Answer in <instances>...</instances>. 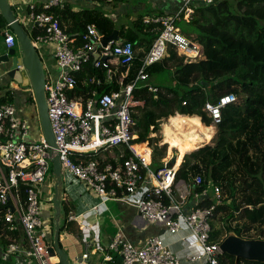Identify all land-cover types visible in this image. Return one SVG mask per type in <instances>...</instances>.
<instances>
[{"label": "built area", "instance_id": "built-area-1", "mask_svg": "<svg viewBox=\"0 0 264 264\" xmlns=\"http://www.w3.org/2000/svg\"><path fill=\"white\" fill-rule=\"evenodd\" d=\"M80 1L93 4L98 0ZM165 1L177 4L178 8L171 15L144 20L155 26L158 35L145 54L135 79L115 91L98 94L91 90L78 97L70 95L77 89V75L85 65L92 63L95 69L105 71L103 78L96 81L97 88L102 87L118 77L117 65L127 67L132 63L136 55L134 46L114 41L102 46L103 35L91 25L86 26L80 36L69 35L56 18L44 12L51 7L62 8L68 0H49L40 6L43 11H38L36 4L28 6L25 24L32 44L36 49L42 45L52 46L57 69V76L47 73L45 77L47 115L56 147L51 154V148L39 130L33 132L30 124L38 129L36 120L19 115L13 103L0 104V237L10 242L7 253L21 256L30 264H54L47 251L51 245L52 176L49 173L52 171L51 159L57 155L61 172L66 171L81 182L85 193L97 196L99 206L120 202L133 207L141 222L161 225L170 235L186 230L185 240L194 247L196 254L186 255L185 260L189 264H220V241L211 239L210 221L216 206L222 203L221 188L217 184L211 187L213 205L185 213L189 190L203 184L202 176H196L190 185L177 180L178 169L175 165L166 168L165 160L162 168L150 169V149L148 158L135 151L140 141L134 132L136 121L133 116L137 108H143V102L137 101L133 92L138 83L145 82L146 68L163 59L169 45L184 62L204 58L203 47L183 36L175 22L180 18L191 23L194 8L211 5L214 0ZM33 29L37 31L34 36L31 35ZM4 44L6 49L14 48L15 36L5 32ZM96 48L99 58L94 61L91 53ZM102 56L116 62L102 61ZM92 82L89 79L86 84ZM235 100L233 95L222 96L215 103H206L204 111L216 125L220 122L221 111ZM117 147H124V150L113 157L116 165L106 163L103 154ZM125 150L131 156L124 158ZM84 157L88 159L84 160ZM64 194L74 202L70 198L73 191L64 187ZM193 194L202 198L208 191H193ZM42 200L47 202V211L41 208ZM99 206L90 208L83 217L72 211L68 213L67 222L77 224L86 246L78 264H89V256L96 252L89 249L88 243L96 232L84 218ZM15 233H20L18 240L14 238ZM107 252L102 262H111L114 256L121 264H181L180 258L158 236L148 237L138 248L118 230L108 244Z\"/></svg>", "mask_w": 264, "mask_h": 264}, {"label": "trees", "instance_id": "trees-1", "mask_svg": "<svg viewBox=\"0 0 264 264\" xmlns=\"http://www.w3.org/2000/svg\"><path fill=\"white\" fill-rule=\"evenodd\" d=\"M67 3L62 8L51 7L44 12L56 18L69 35L80 36L86 26L91 25L103 36H110L117 30L121 44L131 43L134 48L143 46L129 66H116L118 77L99 88L96 81L103 78L105 71L95 69L92 63L85 65L77 75L78 86L70 97L82 96L91 90H96L98 94L108 93L132 82L158 35L155 26L144 23L145 19L139 17L132 20L128 27H117L101 10L82 8L74 12ZM37 9L42 10L40 6ZM194 10L191 23H182L184 28L181 31L203 47L204 58L184 62L169 45L164 58L146 68L145 82L138 83L133 92L134 98L143 102V108H137L133 116L136 121L134 132L141 141L150 132H159L161 124L179 114L181 116L171 119L187 121L203 138L205 134L198 130L193 119L182 116H197L200 119L197 118L198 122L206 129L212 125V121L204 111L205 104L215 103L225 95H234L237 101L221 111L220 122L215 125L213 146L193 148V152L176 150L179 154H185L176 179L192 185L196 176H202L203 184L195 186L193 191L207 190L208 194L202 197L196 208L213 205L211 187L217 184L221 188L222 203L216 206L210 221L212 240H223L226 225L240 237L264 239V0H214L211 5H197ZM4 26L5 21L0 15V28ZM36 33L33 29L31 35ZM89 79L93 82L87 85ZM201 81L211 85L210 91L200 85ZM8 96L11 103V96ZM6 100L3 97L0 104ZM28 101L34 104L32 96ZM158 141L154 137L148 144L143 140L135 148L142 153L152 147L149 168L154 171L162 168L163 160L167 157L166 146H159ZM142 142L144 144L141 146ZM129 156L131 153L125 150L123 157ZM87 159L84 157V160ZM106 163L116 165L111 159H107ZM72 210L73 203L63 194L61 234L73 231L75 224L67 222L68 213ZM50 212L51 244L52 203ZM216 218L223 222L221 228H213L212 220ZM19 234H14L16 240L21 237ZM9 243V240L0 237L2 246L7 247ZM220 264H235L234 258L222 254ZM237 264L260 263L238 261Z\"/></svg>", "mask_w": 264, "mask_h": 264}, {"label": "crops", "instance_id": "crops-1", "mask_svg": "<svg viewBox=\"0 0 264 264\" xmlns=\"http://www.w3.org/2000/svg\"><path fill=\"white\" fill-rule=\"evenodd\" d=\"M48 1L49 0H8V3L11 5V9L13 10L17 20L22 24L25 30H27L25 25V18H26L28 6L30 4H36V6H41L43 3ZM134 1H136V3L133 7L132 5L129 7L126 1H122V0H105V1H98L93 4L85 3L80 0H68L67 4L70 5L71 9L74 12L82 8L91 9L96 7L99 8V10L103 11L104 15H107V17H109L108 13L109 14L111 13V17L109 18L114 21L117 27H121L122 25L128 27L131 21L136 18L137 14H138L137 18L143 17V19H146L150 17L152 13L153 16L171 15L178 8L177 4L165 0H134ZM129 11H132L131 15H129ZM142 13L145 14L141 16ZM129 16H131L132 18H129ZM124 18H127L128 22L122 23ZM118 21H120V23ZM5 32L12 33L11 30L7 28L6 23L3 28H0V52L6 50V46L4 44ZM142 49L143 46L140 45L135 47V53L142 51ZM38 52L42 60V64L46 74L49 73L52 76H57V69L55 67L54 60L52 57V46L42 45L39 47ZM7 67L8 66H3V67L0 66V100L3 97H6L7 100L5 101V103H9L10 99L8 95H10L12 99V103L15 104L16 99L21 95V91H20L21 89L17 87V85L14 82H12L8 76L5 75ZM24 90H26L27 95H29V89H24ZM18 113L19 115H22L20 112ZM28 114H29L28 115L29 118L23 116L27 120L31 119V117L34 115V109L32 106ZM175 116H181V115L176 114ZM173 117H170L168 121ZM182 117L190 118V119L192 118L194 123L198 118L197 116H191V117L182 116ZM167 122L164 123L165 125L163 127L166 126ZM30 125L32 126L33 132L35 133L36 128L32 125V123ZM207 130L208 131L206 130L204 131L200 130V131L203 132L209 139H211L213 129L212 127L208 126ZM163 143L167 145L165 142ZM148 150L149 148L146 149V151L148 152L147 154H149L150 152V150L149 151ZM106 158L113 160V157L112 158L106 157ZM166 158L164 160L167 162L169 159ZM179 158L180 157H178L175 161V164H179V166L176 167L177 169H179L180 164L182 162V158L180 159ZM85 194L87 193L82 192L81 196ZM201 199H202L201 197L196 198L193 194V189L190 188L189 195L187 196V199L185 201V206H184L185 213L189 212L191 209L196 208L197 205L200 203ZM94 201L96 202H94L92 207L99 206L100 203L99 199L95 198ZM70 202L73 203L74 205V202H72L71 200ZM88 210L85 211L83 210L82 212L74 207V210H72V212L75 213L76 215H80L81 217H83V214ZM92 213L93 214H90L89 216L84 218V221L92 225L96 232L92 236V239L88 241L90 246L89 249L96 250V252L92 253L89 256V264H121L120 259L115 258L114 256H113L114 258L113 261L102 262L103 258L108 255L107 252L108 244L110 243L114 234L118 230L122 232V234L124 235L127 241H129L138 248L144 244L145 240L148 237L158 236L164 241L165 244H167V246H169L172 252L180 258L181 264H189L185 260L186 255L196 254L194 247L187 240H185V238L188 236V232L186 230H182L177 235L169 236L166 230L161 225L147 224L141 222L139 220L137 211L133 207L127 206L126 204L120 202H107L105 205L99 206L97 210H95ZM81 217L79 218V221H81L82 219ZM90 217L93 218L92 223L88 221ZM74 224L75 226H73V231H67L62 235H60L59 238L62 248L67 252L69 256V260L70 258H73L75 262L74 264H78L80 260V256L82 252L86 249V246L85 243L81 240V235L78 232L77 224L76 223ZM56 263L57 260L54 261V264ZM0 264H30V263L21 256L7 253V247L2 246L0 244Z\"/></svg>", "mask_w": 264, "mask_h": 264}, {"label": "water", "instance_id": "water-1", "mask_svg": "<svg viewBox=\"0 0 264 264\" xmlns=\"http://www.w3.org/2000/svg\"><path fill=\"white\" fill-rule=\"evenodd\" d=\"M0 15L4 19L7 28L13 32L17 42V48L6 49L0 52V66H8L5 75L8 76L17 87L30 90L35 107V117L32 116L31 119L36 118L38 130L50 146V153L52 154L56 145L47 115L45 99L46 74L42 60L39 52L32 44L27 31L15 17L8 0H0ZM110 41H120L117 30H114L110 36H103L101 45L106 46ZM91 55L94 61L99 58L97 48L93 50ZM100 59L102 61H108L112 58L102 56ZM200 85L207 87L210 91L211 85L209 83L201 81ZM151 138H153V135L150 132L143 140L149 142ZM130 145H134V143H130ZM176 155L177 154L166 162V168H170L175 164ZM51 167L53 235L51 245L47 248V251L51 258L57 260V263L71 264L67 252L60 247L61 203L63 200L64 186L60 161L57 155H53ZM225 227L226 236L219 244V249L222 254L233 257L235 264H237L238 261L264 264V239H246L238 236L230 226L226 225Z\"/></svg>", "mask_w": 264, "mask_h": 264}, {"label": "rangeland", "instance_id": "rangeland-1", "mask_svg": "<svg viewBox=\"0 0 264 264\" xmlns=\"http://www.w3.org/2000/svg\"><path fill=\"white\" fill-rule=\"evenodd\" d=\"M122 1H126V3H127V5L130 7L131 5H132V7L135 5V3H136V1H134V0H122ZM96 8V7H95ZM96 9H98L99 10V8H96ZM128 11V10H127ZM108 13V12H107ZM132 14V11H129V15H131ZM145 13H142L141 14V16L142 15H144ZM108 16L109 17H111V13L109 14L108 13ZM137 16H138V14H137ZM137 16H136V18H137ZM158 16V15H157ZM153 17V13L151 14V16L150 17H148V18H152ZM129 18H132L131 16H129ZM135 18V19H136ZM119 23H120V21H118ZM126 22H128V19L127 18H124V20H123V22L122 23H126ZM182 23H186L184 20H181L180 18L179 19H177L176 20V22H175V26L177 27V28H179L180 29V31L184 28V24H182ZM26 25V24H25ZM26 28H27V26H26ZM181 34L183 35V36H185L183 33H182V31H181ZM16 47H17V44H16ZM39 49V48H38ZM112 62L113 63H115L116 61H115V59H113L112 60ZM21 91V95L16 99V101H15V104H14V106L17 108V110H18V112H20L21 114H22V116H25L26 118H29L28 117V113H29V110L31 109V106L33 107V109H34V113H35V107H34V104H31V103H29V101H28V98L30 97V96H32V94H31V92H30V90H29V95H27V91L26 90H24V89H21L20 90ZM12 103V102H11ZM12 104V105H13ZM16 104H18V105H16ZM34 121V120H33ZM167 124H168V122H167ZM166 124V125H167ZM195 125H196V127H198V130H202V131H204V130H206V131H208L207 129L208 128H206L205 129V125L204 126H202L203 124H201V123H199L198 122V120H196V122L194 123ZM165 124H161V126H160V131L159 132H157L156 134H153L152 133V135H153V137L154 138H158L159 139V141H158V144H159V146H166V148H167V158L166 159H170L171 157H173L175 154H177L176 155V159L178 158V157H180V158H183V156L185 155H180L178 152H176V150L175 149H173V148H169V146L168 145H165L164 143H163V132H164V126ZM208 127V126H207ZM210 127H212L213 128V133H212V135H211V139H209V141L207 142V143H202V141H203V139L206 137V135L203 137V138H200V136H199V140H200V143L198 144V146H196V147H192V148H188V149H186V150H190L191 152H193V148H201V147H203V146H205V145H210V146H213L214 144H215V134H216V126L214 125V124H212ZM188 127H186V129H187ZM196 129V128H195ZM196 131H197V129H196ZM38 132V129H36V133ZM199 135V134H198ZM146 142H147V144H148V141L146 140ZM142 144H144L143 142L140 144V145H142ZM148 147H149V145H148ZM151 147V146H150ZM149 147V149L151 150V148ZM196 149V150H197ZM122 150H124V147H117V148H114V149H110L109 151L110 152H105L104 154H103V157L104 158H106V157H115V156H117L119 153H120V151H122ZM149 151V150H148ZM148 153V152H147ZM146 153V154H147ZM179 158V159H180ZM50 165H51V163H50ZM51 173H52V171H51ZM51 173H49L50 175H51ZM62 178H63V183H64V187L65 188H67V190L69 191V192H72L73 191V194H72V196L70 197L71 199H73L74 200V207L77 209V210H79V211H82L83 212V210L85 211V210H88V209H90L92 206H93V204H94V202H96V201H94L95 200V198H98L97 196H95L94 194H92L91 192H88L87 194H85V195H82L81 196V194H82V192H84V189H83V184L81 183V182H79L76 178H74L72 175H70L68 172H66V171H64V172H62ZM50 195H52V188H51V192H50ZM44 197V196H43ZM47 202H45V200H42L41 201V208L44 210V211H47L48 209H46V206H47V204H46ZM45 215H46V213H45ZM52 216H53V214H52ZM92 217H90L89 219H88V221L90 222V223H92ZM212 226H213V228H215V229H218V228H221L222 226H223V222H221L220 220H219V218H216V219H214V220H212ZM169 236H174V235H170L169 233H167ZM60 235H62L61 233H60ZM70 261H71V263L72 264H74L75 262H74V260H73V258H70Z\"/></svg>", "mask_w": 264, "mask_h": 264}, {"label": "bare ground", "instance_id": "bare-ground-1", "mask_svg": "<svg viewBox=\"0 0 264 264\" xmlns=\"http://www.w3.org/2000/svg\"><path fill=\"white\" fill-rule=\"evenodd\" d=\"M186 127L188 128L186 129ZM164 128L163 142H165L169 148L184 151L188 148L196 147L200 143L198 132L194 126L190 125L187 121L177 123L176 121L170 119ZM208 141L209 138L206 136L202 143ZM135 151L139 153L136 149ZM146 153L147 151L145 149V151L140 154L148 158L149 154ZM175 166L178 167L179 164H175ZM54 261H56V259L53 258V262Z\"/></svg>", "mask_w": 264, "mask_h": 264}, {"label": "clouds", "instance_id": "clouds-1", "mask_svg": "<svg viewBox=\"0 0 264 264\" xmlns=\"http://www.w3.org/2000/svg\"><path fill=\"white\" fill-rule=\"evenodd\" d=\"M27 29V28H26ZM27 31V30H26ZM27 33H28V31H27ZM29 35V34H28ZM30 37V36H29ZM30 39H31V37H30ZM16 44H17V42H16V39H15V46H14V48H16ZM37 51H38V49H37ZM112 61V60H111ZM45 74H46V72H45ZM226 96V95H225ZM234 96V95H233ZM235 97V96H234ZM235 99H236V97H235ZM218 101V100H217ZM237 101V99L235 100V102ZM235 102H233V103H235ZM232 104V103H231ZM231 104H229V105H231ZM229 105H227V106H229ZM34 117H35V113H34V115H33ZM31 120H36V118H34V119H31ZM212 121V120H211ZM201 122V121H200ZM213 124V123H212ZM211 126V125H210ZM222 241V240H221ZM220 241V242H221Z\"/></svg>", "mask_w": 264, "mask_h": 264}]
</instances>
